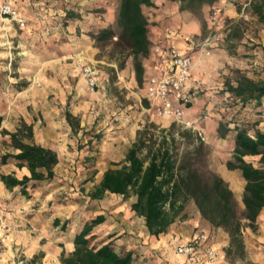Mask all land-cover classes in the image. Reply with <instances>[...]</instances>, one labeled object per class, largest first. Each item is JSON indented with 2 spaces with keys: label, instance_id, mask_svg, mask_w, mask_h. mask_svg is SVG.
Returning <instances> with one entry per match:
<instances>
[{
  "label": "crops",
  "instance_id": "obj_1",
  "mask_svg": "<svg viewBox=\"0 0 264 264\" xmlns=\"http://www.w3.org/2000/svg\"><path fill=\"white\" fill-rule=\"evenodd\" d=\"M106 1L110 2L109 5H106ZM106 1L103 0L100 4L107 6L108 11L116 8L118 0ZM249 2L250 0H216L212 5L200 8L198 14L181 10L177 0H153L151 6H142V12L148 21V38L151 46L164 40L165 31L172 30L176 33L172 41L181 50L187 47L186 35L200 37L205 21L209 28L208 12L213 8L219 11L222 19L230 20L225 34L226 42L228 40L232 42L229 31L233 23L242 18L251 20L247 30L250 41L248 43L250 47L245 53L247 55L235 56L223 47V43L214 47L209 57L198 52L193 54L188 79V90L192 100L185 115H194L200 104L213 97L217 89L221 88L220 75L227 68H234L253 80H264V28L251 13ZM236 4L242 5L241 11L237 10ZM142 64L143 83L148 75L160 73L161 61L151 54L150 49L148 57ZM98 81L99 90L103 85L100 71ZM143 83L141 88L143 111L155 119H166L156 117L149 110ZM76 84L80 86L83 83ZM225 93L230 96L228 92ZM47 94L45 90L35 92L33 96ZM42 107L44 109H41ZM12 112L9 109L8 114ZM51 112L48 111L47 104L40 105L31 112L20 114L18 123L0 113V175H10L17 180L30 176L25 165L17 166L20 161L13 155L18 150L13 149L9 137L1 133L2 130L14 131L21 122L32 126L33 136L29 142L51 149L57 158V163L52 168L53 177L50 179L29 180L24 186L17 185L11 188L0 179V222L7 227L6 230L0 229L1 237L6 233L2 237L0 264H61V255L67 256L74 251V237L85 223H89L96 216H102L103 221L93 227L86 236L89 239V246L96 245L94 248H98L110 243L117 254H130L134 264H195L189 263L185 257L176 256L174 247L186 242L197 231L208 233L210 243L220 251V258L215 264H229L225 262V248L229 242L227 233L222 228L212 227L201 218L192 200L186 203L182 218L172 223L164 234L154 237L149 235L143 218L131 210V204L136 200L134 195L123 198L121 195L106 193L101 199H89L86 193L100 182L103 172L112 166L94 165L93 159H90L91 153L77 150L78 132L86 131L88 127L78 123L73 109H67L61 116ZM66 112L75 118L77 124L74 128L65 119ZM201 117V121L206 119L204 113L200 114L199 119ZM238 118L254 122V129L264 131V100L258 105L251 102L248 107L241 110ZM217 125L218 121L209 120L202 126L201 131L207 142L217 137ZM249 134L252 136L253 130L249 131ZM229 145L233 147V134L229 135ZM244 159L255 167H264V164L258 163L259 156H246ZM219 173L225 181L239 182L244 186L238 170L221 169ZM80 187L84 189L80 190ZM234 188L239 189L237 186ZM255 225V231L247 227L242 231L244 255L238 259L247 260L252 264H264V208L261 209ZM197 264L205 263L201 260Z\"/></svg>",
  "mask_w": 264,
  "mask_h": 264
},
{
  "label": "rangeland",
  "instance_id": "obj_2",
  "mask_svg": "<svg viewBox=\"0 0 264 264\" xmlns=\"http://www.w3.org/2000/svg\"><path fill=\"white\" fill-rule=\"evenodd\" d=\"M102 1L0 0V7L10 4L24 19V25L20 26L15 19L1 15L0 8V113L18 123L20 114L40 105L47 104L48 111L59 116L73 109L78 123L88 127L78 132L77 150L91 153L90 159L99 167L114 168L115 163H120L137 130L145 127L155 135L160 130L173 133L175 143L172 146L177 153L191 149L192 143L200 140L206 147L207 167L220 175L219 171L226 170L225 163L231 159V134L223 140L215 137L207 142L201 128L209 120L227 123L231 128L238 123L239 106L225 93V83L245 74L234 68L221 73L222 89H217L213 97L200 104L194 115H186L193 123L192 128L180 127L170 119L153 118L142 109L143 79L141 83L135 80L131 57L108 40L97 43L93 38L103 28L110 27L117 32V5L108 11L107 6L100 4ZM108 3L106 1V5ZM241 7L236 4L238 11ZM194 13L198 14L199 10L195 9ZM223 22V47L235 56L247 55L250 47L247 30L251 20L242 18L231 25L232 42L225 40L230 20L223 18ZM207 27L205 21L200 37L206 34ZM83 64L93 65L101 72L103 85L99 90L91 92L87 88L81 73ZM76 82L83 84L78 86ZM45 90L47 95L33 96ZM9 109L12 114H8ZM201 113L206 116L203 121V115L199 119ZM188 131L192 134L190 139L185 137ZM227 184L231 189L240 188L238 192L232 191L242 209V184L235 181ZM225 262L252 264L233 254L225 255Z\"/></svg>",
  "mask_w": 264,
  "mask_h": 264
},
{
  "label": "trees",
  "instance_id": "obj_3",
  "mask_svg": "<svg viewBox=\"0 0 264 264\" xmlns=\"http://www.w3.org/2000/svg\"><path fill=\"white\" fill-rule=\"evenodd\" d=\"M177 1L181 10L194 13L195 9L212 5L216 0ZM152 4L153 0H118L117 32L107 27L93 36L97 43L108 40L119 47L120 52L128 53L137 83L142 82V61L148 57L151 46L148 21L142 6ZM249 9L264 28V0H250ZM225 91L239 106L240 113L251 102L258 105L264 100V80L240 76L233 83L226 82ZM65 119L73 128L77 124L68 112L65 113ZM254 126V122L239 119L232 128L223 122H218L216 128L220 139L233 134L231 159L225 165L228 170H238L244 181L242 209H239L227 182L207 167V152L202 141L198 140L192 143L191 149L177 153L172 146L175 143L173 133L160 130L155 135L146 127L137 130L124 159L115 163L114 168H107L100 182L86 196L97 200L106 193L121 195L123 198L134 195L136 200L131 204V210L143 218L149 235L154 237L164 234L172 223L182 218L186 203L192 200L201 218L212 227L222 228L227 233L229 242L225 254L241 258L244 255L242 231L245 227L255 231V222L264 208V167H255L244 159L246 156H259L258 163L264 164V131L256 130ZM251 130L252 136L249 134ZM1 133L7 135L10 146L18 150L13 155L20 161L17 166L25 165L30 173L29 177L24 176L21 180L10 175H0L7 187L24 186L29 180L53 177L56 155L49 148L29 142L33 136L31 125L21 122L14 131L2 130ZM185 134L188 139L192 136L189 131ZM102 221V216H96L83 225L74 237V251L67 256L61 255V264H134L130 254H117L110 243L98 248L89 246L86 236Z\"/></svg>",
  "mask_w": 264,
  "mask_h": 264
},
{
  "label": "built area",
  "instance_id": "obj_4",
  "mask_svg": "<svg viewBox=\"0 0 264 264\" xmlns=\"http://www.w3.org/2000/svg\"><path fill=\"white\" fill-rule=\"evenodd\" d=\"M1 15L15 19L20 26L24 25L17 11L8 3L1 5ZM209 28L202 37L185 36L186 49H179L172 41L176 37L175 31H165L164 40L153 44L151 54L161 61L159 74L148 75L143 83L144 96L148 100L149 110L156 117L170 119L176 125L183 128H192V121L186 117V111L191 104L192 97L188 90V79L192 66V58L195 52L205 57L212 54L214 47L222 40L224 29L223 19L217 9L209 13ZM82 77L87 88L97 91L99 86V70L90 64L81 66ZM0 229L6 230L5 224L0 222ZM6 233L2 235L5 236ZM0 236V252L3 249V241ZM211 238L204 231H197L186 242L174 247V254L185 257L189 263L203 260L205 264H215L220 258V251L211 243Z\"/></svg>",
  "mask_w": 264,
  "mask_h": 264
}]
</instances>
